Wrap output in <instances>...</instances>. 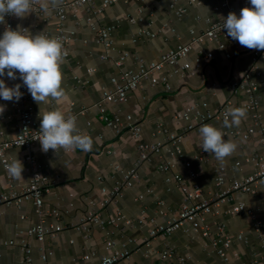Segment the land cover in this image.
Listing matches in <instances>:
<instances>
[{
	"label": "crops",
	"instance_id": "crops-1",
	"mask_svg": "<svg viewBox=\"0 0 264 264\" xmlns=\"http://www.w3.org/2000/svg\"><path fill=\"white\" fill-rule=\"evenodd\" d=\"M39 1L41 4L44 2ZM101 1L96 0V5H100ZM124 1L118 0L109 6L98 19L101 26L116 25L111 34L113 49L108 52L107 59L101 58L103 46L97 41L94 32L82 22L85 16L83 10H79L76 17H68L66 26L75 34L69 46V59L60 65L61 86L66 95L61 101L49 99L47 103L38 105L28 92L27 102L33 107L36 124L40 125L39 115L47 111L59 110L67 117L71 111L77 112L82 107L92 106L101 99L103 90L112 88L111 78L118 75L120 70H136L138 60L145 63L157 60L162 53L174 49L178 44H186L190 39V30L202 33L207 27V19L223 22L229 13L221 6V0H197L198 3L176 0L177 6L185 9L184 14L177 17L169 8V0H147L142 13L143 20L131 23L122 18L126 15L134 17L138 4L134 0H128L127 3ZM232 5L236 8L251 7L250 0H233ZM25 15L23 18L14 15L13 25L26 27L29 36L43 31L53 33L55 18L51 6L48 13L44 12V18L30 12ZM3 24L0 23V35L5 31ZM141 29L155 33V36L140 35L138 31ZM253 50L256 49L243 47L236 40L228 42L224 51L209 42L195 45L175 67L165 66L158 73V76H166L167 87L162 83L152 85L143 80L135 90L128 93L125 102L106 103L108 114L117 113L123 120L127 115L132 116L140 128L139 138H135L128 129L116 134L99 119L98 111L91 108L76 119L79 134L88 135L93 141L90 152L78 148L57 152L49 149L43 152L40 142L33 144L30 149L9 148L6 155L11 161L17 158L23 164V179L11 178V185L19 188L28 184L32 167L25 158L31 154L39 171L50 181L48 192L43 195V208L46 211L57 208L60 213L59 223L63 227L55 239H47L43 244L47 252L45 260L39 256L38 243L33 238L23 236L31 245L33 264H98L100 258L109 252L108 241L113 242L117 249L125 244L130 251V256L117 264H158L157 252L166 244L174 248L176 255L185 256L186 264H222L211 250L208 238L180 230L168 236L149 238V230L153 225L171 219L183 205L181 192L174 183H166L165 175L157 169L160 161L169 159L165 149L160 156L152 155L149 160L138 165L134 185L126 189L115 203L99 208L90 201L98 202L102 187L110 190L116 182L122 180L123 172L134 167L137 161L136 146L139 143L163 142L167 133L179 132L184 123L173 118L179 110L189 104L203 102L207 103L210 110L219 108L227 100L239 104L243 95L232 94L230 84L250 68ZM123 53L127 57L122 66L116 68L113 62ZM208 53L211 58L201 66H196L195 58ZM224 53L231 58H225ZM258 64L260 79L264 80V58L259 59ZM181 66L184 69L181 70ZM89 69L93 71L87 72ZM4 81L7 87H12L9 79ZM0 101L6 104L4 119L0 118V132L3 138L9 139L18 132V116L15 111L18 101ZM70 103L74 104L72 110ZM259 114L264 123V103L261 104ZM252 123L251 114L247 112L238 127L227 128L223 122L216 120L204 124L221 130L225 140L237 145L234 153L222 164L214 155L202 150L199 136L201 126L195 127L182 139L183 157L175 159V171L184 177L189 176L190 172L195 173L193 180L200 185L205 198L215 190L214 177L218 168H226L224 175L228 182L249 176L254 167L244 161L245 157L251 153L261 154L263 149L258 136L252 135L244 141L235 132L245 130ZM158 126L165 132L156 133ZM195 154H201L203 159L193 160ZM186 159L191 160L189 168L182 164ZM236 161L240 162V167L232 170L230 167ZM9 189L6 172L0 163V194ZM139 195L141 198L137 199ZM239 200L244 201L254 211L256 219L264 223V181L257 184L254 195L234 194L232 202ZM160 201L163 205L158 203ZM228 207L229 204L222 205L218 214L209 216L208 221L222 222L229 235L235 237L242 233L246 238V242L235 241L230 247V263L257 261V264H264L262 248L253 229V219L244 214L227 215L225 211ZM89 211L100 213L103 219L119 212L131 220L133 225L121 231L110 225L103 229L92 226L85 231L79 228V223ZM142 216L144 220L140 224L137 221ZM37 220L30 201L24 202L20 208L0 205V264H23L24 254L18 239ZM46 220L49 223L55 222L50 216ZM262 233L264 235V228ZM129 239L134 241L129 243ZM148 239H151V248L146 254L143 244ZM10 241L13 243L9 244ZM84 255H88L89 259L83 260Z\"/></svg>",
	"mask_w": 264,
	"mask_h": 264
},
{
	"label": "built area",
	"instance_id": "built-area-1",
	"mask_svg": "<svg viewBox=\"0 0 264 264\" xmlns=\"http://www.w3.org/2000/svg\"><path fill=\"white\" fill-rule=\"evenodd\" d=\"M138 7L134 17L130 15L123 16L131 23L141 22L143 20L142 13L144 5L147 0H134ZM233 0H221V6L225 7L228 12H235L237 16L240 14L241 8H236L232 5ZM118 0H102L100 5H96V0H60V3L53 8L55 23L53 33L43 31L37 35L46 36L48 38L58 39L62 43V50L66 53L64 60H68L70 56L69 46L74 38V31L67 28L66 22L69 16L76 17L79 10H83L85 16L82 22L89 27L96 35L97 41L104 48V53L101 55L102 59H107L108 52L113 49V40L111 38L112 31L116 25L98 24V19L102 16L103 12L111 5L117 3ZM124 2H128L125 0ZM169 8L175 16L181 17L185 9L178 7L176 0H169ZM190 2L198 3L197 0H190ZM30 13L36 17L44 18V11L42 4L39 0H33ZM14 15H5L3 28L7 30H20L28 35L26 27H16L12 23ZM207 27L204 32L196 33L193 30L189 31L190 39L186 44H178L174 49L162 53L155 61L145 63L138 60L137 69H122L119 74L111 78L112 88L102 91L101 99L90 107H82L77 112L71 111L69 116H74L76 119L79 115H84L88 110L96 109L98 111L99 119L105 125L111 128L116 134H120L123 130L128 129L135 138H139L140 128L133 120L131 115H127L123 120L120 115L108 114L106 111V103H122L127 100L128 93L135 90L141 81H148L150 84L155 85L158 83L164 84L167 87L166 76H158L165 66L175 67L180 60L188 56L195 45L203 44L205 42L213 43L216 47L224 51L228 42L233 41L228 36L226 29L222 28L224 21L206 20ZM140 35L154 37L155 33H151L146 29L138 31ZM225 58L229 59L231 56L224 53ZM126 54H120L113 62L116 68H120L126 59ZM211 58V54H203L195 58L196 66H201L204 61ZM264 58V50H253L252 52V65L248 68L238 80H234L230 84L231 92L234 95L242 94L243 100L239 104H234L232 100H227L222 106L215 110H210L207 103L189 104L183 109L179 110L173 115L174 120L181 121L184 125L177 133H167L163 142L139 143L136 146L137 161L133 168L123 172L122 180L115 183V185L107 190L102 187L100 189L101 198L98 202L92 200V205H97L103 208L109 204L115 203L123 196L126 189L132 187L137 178L136 168L141 162L149 160L150 156H160L165 149L169 159L160 161L157 169L165 175L166 183H174L178 190L183 195V205L180 207L177 214L163 224H155L149 230V238L153 239L157 236H168L175 231H183L186 234L197 235L202 238L209 239V246L211 250L220 258L222 264H231V256L228 251L235 241L246 242V238L242 233L235 237L229 235L225 230V225L222 222L208 221V217L213 214H218L219 208L222 205H228L225 213L227 215L244 214L253 219V229L259 239L260 247L262 248L264 258V235L262 230L264 223L256 219L254 211L246 205L244 201H233V195L248 194L254 195L257 191V184L264 181V123L259 114L261 104L264 103V80L260 79L261 71L258 60ZM184 66H181V70ZM93 69L87 70L92 72ZM15 80L9 79L5 74L0 79H9L12 86L19 83L21 84L20 91L23 93L22 97L15 104V111L18 116V132L12 138H3L0 132V163L6 172L7 180L9 181L10 189L6 193L0 194V205L13 206L20 208L21 205L30 201L34 206L35 214L38 218L37 222L31 225L18 239L20 248L24 254L23 264H33L32 248L28 241L23 237L33 238L39 245V256L42 260L47 258V252L43 248V244L47 239H55L62 231L63 227L59 223L60 213L57 208H52L49 211L43 208V195L48 192L50 181L43 175L38 167L35 165L34 158L28 154L25 161L31 167L30 180L27 185L16 188L11 185V177L8 175L6 168L11 159L6 155V151L12 147H23L30 149L35 143H39L36 139L39 135L40 125L36 124L33 119V107L28 101V90L23 85L19 74H16ZM0 105L6 108V104L0 101ZM73 103L69 104L70 110L73 109ZM246 106L247 112L251 114L253 123L243 131H236L235 134L242 140L247 141L252 135L258 136L259 144L263 149V153H251L245 157L246 163H251L254 167L253 173L249 176L232 180L228 182L224 173L225 167H220L216 170L214 177L213 193L205 198L202 193L200 185L193 180L195 173L190 172L189 176H182L175 171V159H182V139L184 135L197 126H202L210 120L223 122L224 113L229 107ZM4 112V111H3ZM67 116V117H69ZM66 117V118H67ZM0 118L4 119L3 113ZM165 132L158 126L156 133ZM166 134V133H165ZM193 160L200 161L203 159L201 154H195ZM182 164L189 168L191 160H183ZM240 167V162L236 161L230 168L237 170ZM141 196H137L140 199ZM163 205V202H158ZM52 217L55 222L49 223L46 217ZM143 216L138 219V223H143ZM107 225L112 226L114 229L123 230L126 227H132L133 222L126 219L121 213L116 212L114 216L103 219L100 213L89 211L84 215L79 223V228L88 231L90 227L95 226L103 229ZM151 239L144 242L143 246L146 248L148 254L151 248ZM134 239H129L128 242H133ZM10 241L9 244H12ZM108 254L102 256L98 264H117V262L127 259L130 256V251L121 245V249H117L113 242H107ZM159 260L158 264H186V257L176 255L173 247L166 244L164 248L157 252ZM89 256L84 255L83 260H88ZM240 264H257L241 262Z\"/></svg>",
	"mask_w": 264,
	"mask_h": 264
},
{
	"label": "clouds",
	"instance_id": "clouds-1",
	"mask_svg": "<svg viewBox=\"0 0 264 264\" xmlns=\"http://www.w3.org/2000/svg\"><path fill=\"white\" fill-rule=\"evenodd\" d=\"M33 0H0V23H4L5 15L25 17L30 12ZM60 0H44L42 10L50 11ZM251 7H242L240 14L229 12L224 18L222 28L228 36L248 49L264 50V0H250ZM66 53L62 50V43L58 39L46 36H29L20 30L7 28L0 35V77L5 74L15 80L19 74L20 80L27 88L34 102L38 105L47 103L49 99L61 101L65 97L62 88V73L60 65ZM21 84L12 87L5 85L0 79V99L5 101H19L23 93ZM5 107L0 105V114ZM247 116V107H229L224 113L223 125L227 128L238 127ZM40 135L36 138L40 142L41 150L49 149L57 152L63 150L80 149L83 152L92 150L93 141L88 135L79 134L76 118L65 117L59 110H51L39 115ZM201 138L200 147L203 151L214 155L221 164L230 157L237 148L234 142L225 140L224 133L211 126L203 125L199 128ZM6 171L14 180H21L23 172L22 162L14 158L7 164Z\"/></svg>",
	"mask_w": 264,
	"mask_h": 264
}]
</instances>
